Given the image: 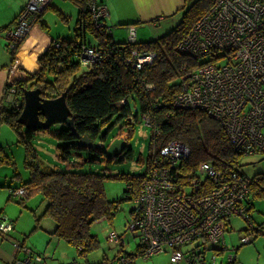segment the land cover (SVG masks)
I'll return each instance as SVG.
<instances>
[{"label":"trees","instance_id":"trees-1","mask_svg":"<svg viewBox=\"0 0 264 264\" xmlns=\"http://www.w3.org/2000/svg\"><path fill=\"white\" fill-rule=\"evenodd\" d=\"M77 2L81 6L76 29L79 30L78 40H62L59 48L50 45L48 52L39 60V72L25 82L14 83L16 95L23 101L22 91L26 89H40L43 98H55L66 92V103L74 117V130L80 137L86 135L94 143L105 142V127L115 123L119 124L117 136L126 141L132 136L138 118L145 124L144 116H147L150 119V140L147 159L143 163L144 171L138 175L83 172L79 170L83 164L81 153H105L100 151V147L79 146L70 131L61 126L49 132L59 141L57 149L62 153L58 156L61 164L57 167L42 166L32 145L37 132H23V127L16 122L20 112L2 102L0 121L14 131L17 143L24 146L23 164L28 178L19 186H24L29 195L37 192L45 200L43 214L55 224L53 234L72 246L77 257L85 258L97 245L95 236L90 233V226L102 219H111L118 203L125 200L132 202L138 196L140 185L154 166L153 161L160 156V150L172 141L182 143L189 150L188 156L170 171L180 186H190L195 182L201 185L202 190L211 187L199 176L198 166L202 162H211L225 177L231 174L248 177L252 184L242 203L248 216V212L254 208V200L264 197V172L248 176L242 159L254 157L259 159L258 162L263 161L264 150L252 146L251 154L239 153L225 135L221 122L209 118L203 111L176 107L173 103L181 94L186 74L195 66H203L206 60L200 62L201 59H207H191L183 52L179 53L177 46L197 21L209 13L215 0H197L186 5L180 23L169 33L156 40H135L133 43L128 42V37L122 43L112 41V28L104 23L105 19L104 26L96 30L84 9V0ZM92 38L97 42H92ZM82 47L100 49L103 53L100 62L89 67L81 66L79 55ZM133 51L152 52L154 60L138 70L129 59ZM130 102H134L138 108L137 114L129 108ZM60 142L69 144L64 146ZM4 156H0V163L4 161ZM7 158L12 163V159ZM115 158L118 162L132 159V151L124 146L121 153L108 159L113 161ZM137 162L142 163L141 160ZM111 179H121L126 183L124 199L108 200L105 197L104 181ZM129 215H134V208ZM260 228L256 226L253 238L254 233L261 231ZM196 243L201 244L199 241ZM245 244L240 243L239 247ZM71 264L78 263L74 261Z\"/></svg>","mask_w":264,"mask_h":264},{"label":"built area","instance_id":"built-area-1","mask_svg":"<svg viewBox=\"0 0 264 264\" xmlns=\"http://www.w3.org/2000/svg\"><path fill=\"white\" fill-rule=\"evenodd\" d=\"M50 1L28 0L15 26L3 30L11 53L26 39ZM84 4L91 24L100 30L105 23L106 9L97 0H84ZM127 37L128 42H135L134 25L127 28ZM53 46L59 48L60 41H54ZM82 48L81 66L100 62L103 55L100 49ZM177 48L191 59H207L203 66H195L186 74L174 105L203 111L209 118L221 122L225 135L239 153L251 154L252 146L264 150V0H215L209 13L197 21ZM154 57L152 52L133 51L129 59L140 70L151 64ZM13 70L11 67L10 71ZM2 100L16 112L21 110V100L13 84L5 86ZM144 119L149 125V117ZM188 154V148L182 143H168L153 161L154 166L140 185L138 196L132 200L134 215L130 216L126 230L138 234V248L144 259L169 252L171 263L185 259L189 264H206L207 260L214 264L218 253L225 251L223 233L231 218L238 216L246 220L242 203L252 181L237 174L225 177L211 162H202L198 166L199 176L211 187L202 190L195 182L180 186L170 171ZM159 161L165 162L157 164ZM10 197L23 200L28 197V191L19 186L10 190ZM12 229V222L0 217V236L6 237ZM119 238L109 233L107 240L116 243ZM197 241L201 244L193 247L188 256L180 251L181 246ZM249 241V237L240 239L243 244ZM12 247L25 255L11 264H43L40 255H32L19 243L12 242ZM234 259L229 258L226 264H232ZM116 264H131V261L120 253Z\"/></svg>","mask_w":264,"mask_h":264},{"label":"rangeland","instance_id":"rangeland-1","mask_svg":"<svg viewBox=\"0 0 264 264\" xmlns=\"http://www.w3.org/2000/svg\"><path fill=\"white\" fill-rule=\"evenodd\" d=\"M118 1L120 0H111V2H108V11L112 8V5H114L116 8H119ZM133 1L136 3V5L140 3V0H132V3ZM147 1L150 7L162 8L164 10L168 9L166 0ZM178 1L180 3L182 2V0ZM196 1L197 0H185L184 4L189 6V4ZM53 4L55 7H49L45 9L44 19L46 22V29L50 31L52 38H60L65 41H75L76 39H78L76 34V20L78 17V12L81 8L80 4L75 0H55V3L53 2ZM104 8L106 9L105 6ZM185 11L186 10L184 9L179 10L177 14H174L175 16L170 19H168L169 17L163 18V16H158V18L165 20L158 25L157 29L152 25L158 22L156 20H152L153 23L150 24H139L138 26H136L137 40L142 42L151 41L156 40L163 35H166L173 29L172 26L168 28L172 23H174V27L180 23L182 15L185 13ZM60 13H62L63 16H60ZM112 34L114 37L113 41L117 43L127 41V30L122 27H116V29H113ZM54 41L59 40H53L52 42H49V40H42L35 44L25 45L23 50L26 51V54L21 56L18 52L20 50L19 47L15 51L16 53L13 56V67L17 72L21 74L22 78L20 80L11 82V84L14 85V83L17 81L25 82L30 78L31 75L36 73L35 71L40 69V58L48 52V50L50 49V45H52ZM91 41H94V38H92ZM28 54H30L29 57ZM20 59H25L29 65H31L36 60V62L39 64V68L37 67L32 68V70H28L27 68L21 66ZM205 60L206 59L203 58L200 60V62H204ZM89 66H91V64L88 65V67ZM121 101L124 102V100ZM118 127L119 124L116 123L113 126H109L108 124L104 129L105 134L103 136H105V142H97L98 144H100V151L104 152L105 154H90L85 152L80 154V157L83 160V164L79 170L83 172L96 171L97 173H107L110 175H138L144 171L143 163H145L148 155L150 128L148 127V125L146 126L143 122H141L140 118H138V122L134 125L132 136L126 139V141H123L124 139L117 136ZM56 128L58 127L52 126L46 132H37V134L33 138L32 145L37 152L38 159L41 161L42 166L57 167L59 164H61L58 156L62 153H60L57 149V144L59 141L49 133ZM1 135L8 136V147H6L7 150L4 151V155L6 157H10L13 160L12 165H9V175L10 177H12L14 173H19V177L14 178L15 184L19 185L22 182L26 181L28 178V173L26 172L23 164L25 154L24 146L21 143H17V135H15V133L9 126L7 132L4 129L1 130ZM60 143L64 146L69 144L68 142ZM124 146L132 151V159H127L124 162H118L117 158H115L113 161L108 159L113 158L117 154L121 153ZM89 159H93L95 160V162H90ZM137 160H141L142 163H138ZM258 160V158L254 157H245V159H242L243 163L245 164V174H247L248 176H252L254 174L264 172V160L259 162ZM126 187V183L121 179L105 180L104 195L108 200H122L125 197L124 191ZM6 203L9 204V207L7 210H5L3 207V211L4 213L8 212L11 217V219L7 218L6 220L12 222L15 230H18L19 228L20 232L26 230L28 239L37 238L35 249H32L33 253H39L40 256L44 255V257L47 258L46 261H49L52 264H54V262L51 261L48 253L53 252L55 254V257H59L68 254L69 249H72L75 254L74 248L68 245L62 239L44 233L45 230H43V226H41V230L43 231H34L37 228L38 221H41L42 224L48 228L51 227V224L53 223L52 220L44 216L43 213L45 210L46 202L37 192H32L30 193V195L28 193V197L20 201V204L12 201H8ZM252 206L254 208H252L248 212V221L238 216H234L231 218L229 231L223 233V240L225 241V247L227 250H225L217 257L214 264H219L218 261L220 260L223 261V264H226L229 258L232 257L235 258L234 264H264V197L255 199L252 203ZM134 207L135 205L131 201H122L117 204V210L111 219H105L93 223L90 226V233L95 236L97 240L96 248L87 254L89 255L86 258L87 260L84 258V256L77 258V263L87 264V261L88 263H102L103 260H101V252L107 255L105 256L107 257V260L105 258L104 261H109L108 263H111L115 255L119 252V249H115L113 246H109L107 244L109 232L115 233L116 236L121 237L116 240V243L112 241V244H115V246H124V252L126 253V255L135 256L137 240L139 243L138 234L126 230L127 221L130 219L128 212ZM34 216L35 218H37L38 216V219H34ZM53 225L55 226V224ZM256 226H261V231L258 234L254 233L255 236L252 239L251 243L239 247L240 237H252V233L255 232ZM40 233H43L46 236H42ZM132 235L137 236V240L132 238ZM196 245L197 243L188 246V248H184L182 250L183 253H185L187 250H191ZM11 250H14L13 247L11 248ZM190 253L191 251L185 253V256H188ZM163 255V252H161L157 255H154L155 257H149V260L145 261L142 258H136L134 259V261L135 264H147L151 262L152 259L159 258ZM207 256L209 259L210 254L207 253Z\"/></svg>","mask_w":264,"mask_h":264},{"label":"crops","instance_id":"crops-1","mask_svg":"<svg viewBox=\"0 0 264 264\" xmlns=\"http://www.w3.org/2000/svg\"><path fill=\"white\" fill-rule=\"evenodd\" d=\"M27 1L28 0H0V113H1V108H2V102H3L2 99H3V92L5 90V86L7 84L15 81V80H20L22 78L21 74L19 72H17L15 69L13 71H10V68L13 67V59H14L13 56L15 55L16 52L11 53L9 51L8 40L4 37L3 30L4 29H10V28H13L15 26L16 19H17L18 15L20 14V12L23 10ZM75 1L77 2V0H75ZM97 1L106 7L107 15L105 17V24L112 28V32H113V29H116V27H122L125 30H127V27H128L127 25H130V24L132 25V23H136L134 25L135 27L138 26L139 24H142V23H147V24L149 23L150 24L151 21L158 16H163V18L169 17L168 19H170V18H173L175 16L174 14H177V12L179 10H183L186 8V5L184 4L185 0L184 1L182 0L181 3L178 0H166V5L168 7L167 10H164L162 8L150 7L147 0H140V3H138L137 5L134 1L132 3V0H120V1H118L119 2V8H116L114 5H112V8L108 11L107 3L111 2V0H97ZM53 2L55 3V0H51L49 5L46 8L55 7ZM77 3H79V2H77ZM44 13H45V11L41 14L37 24L30 30L26 39L20 44V46H19L20 50L18 51L20 53V56L26 54V51L23 50L25 45L35 44V43H38L39 41H42V40H49V42H52L53 40H59V41L63 40L60 38L56 39V38L51 37L50 31L48 29H46L47 27H46V22L44 19ZM60 16H63V14L60 13ZM164 20H162L161 22H164ZM84 22H85V20H84ZM159 24L157 23L156 25H153V24L152 25L157 29ZM77 25H78V17L76 20V29L78 28ZM171 26H172V28H174V23H172L168 28H170ZM136 32H137V30H136ZM77 33H78V31L76 30V34ZM85 39H86V37H85ZM76 40H78V39H76ZM92 42L96 43L97 40H94ZM139 42H142V41H139ZM29 56H30V54H28V57ZM20 64H21V66H23L24 68H27L28 70H32V68H37V67L39 68V64L36 62V60L31 65H29L25 59H20ZM39 70H37V71L39 72ZM37 71H35V72L37 73ZM2 129L6 130V132H7L8 131V125L6 123H3L0 121V156L1 157L4 155V151L7 150L6 147H8V136L7 135H4V136L1 135ZM9 165L11 166L12 163L10 162V160L7 157L4 156V161L2 163H0V217H4L5 219H7V218L11 219L9 213L8 212L4 213V211H3V207L5 210H7L9 207V204L6 202L12 201V202L17 203L19 201V200L14 201L10 197V190L14 189L16 187H19L20 184L16 185L14 182V178L19 177V173L16 172L12 175V177H10ZM129 213H130V211L128 212V214ZM129 217H130V215H129ZM34 219H38V216H37V218H35V216H34ZM103 220H105V219H103ZM127 223H128V221H127ZM41 226L46 228V229L43 228V230H45L44 233H47L50 236H55L53 234V232L55 230V226L53 225V223L51 224V227L48 228L45 225H43L41 221H38L37 228L34 231L39 232V230H41ZM43 230H41V231H43ZM109 233H111V232H109ZM40 234L42 236H46L43 233H40ZM131 237L137 240V236L132 235ZM36 239L37 238L28 239V235H26V230L20 232V228L18 230H15L14 226H13V230L11 232H9V234L6 237L2 238L0 236V264H11L14 261V259H20V258L24 257L25 254L23 252L15 253L14 250H11V248H12L11 243L12 242L19 243L20 245H22L23 248L29 250L32 255L33 254L34 255H40L39 253L35 254L32 252V249H35V246H36ZM107 244L109 246H113L115 249H119V252L115 255V257L111 263H108L109 261H104L105 258L107 260V257H105L107 255H105V253L101 252V256H102L101 260H103V261H102V263L99 262V264H116V258L118 257V255H120V253L125 254V256L130 259L131 264H135L134 259L142 258L138 254L139 252H141L140 249L138 248L139 247L138 240H137V248L135 251V256L126 255V253L124 252V250H125L124 246H115V244H112L109 240L107 241ZM191 245L192 244L181 246L180 251L183 253L182 250L184 248H188V246H191ZM10 246H11V248H10ZM222 247H224V249L227 250L225 247V241L223 242ZM138 249H139V252L137 251ZM109 250H110V247H109ZM189 251L190 250H187L185 253H187ZM185 253H183V254H185ZM163 254H164L163 256H161L159 258H154L151 260V262H149L147 264H189L188 261L185 259L178 261L176 263H171L170 258L168 256L169 252H165ZM48 255L50 256V259H51V261L54 262V264H71L74 261L77 262V258H79L74 254L72 249H69L68 254H65V255H62L59 257L58 256L55 257V254L53 252L48 253ZM88 256L89 255H87L85 257V259ZM41 257L43 259V264H52L51 262L46 261L47 258L44 257V255H41ZM153 257H155V256L153 255ZM150 258H145V259L142 258V259L146 261V260H149ZM218 262L220 264L223 261L220 260ZM87 264H97V263H88V261H87ZM206 264H210L209 260L206 261Z\"/></svg>","mask_w":264,"mask_h":264},{"label":"water","instance_id":"water-1","mask_svg":"<svg viewBox=\"0 0 264 264\" xmlns=\"http://www.w3.org/2000/svg\"><path fill=\"white\" fill-rule=\"evenodd\" d=\"M22 94L23 101L21 100V110L16 122L25 132H45L52 126H64L77 139L79 146L100 147V144L91 142L86 135L80 137L74 130V117L66 103V92L55 98H43L42 91L38 88L23 90ZM128 106L137 114L138 108L134 102H130ZM14 252L17 253L15 250Z\"/></svg>","mask_w":264,"mask_h":264},{"label":"bare ground","instance_id":"bare-ground-1","mask_svg":"<svg viewBox=\"0 0 264 264\" xmlns=\"http://www.w3.org/2000/svg\"><path fill=\"white\" fill-rule=\"evenodd\" d=\"M153 20H156V21H158V22H156L155 24H159L161 21H162V19H160V18H158V17H156V18H154ZM129 27V26H128ZM127 27V28H128ZM136 41H137V38H136ZM17 188V187H16ZM20 201H22V200H20ZM260 229H262V228H260ZM13 230V229H12ZM244 237V236H243ZM243 237H241V238H243ZM249 237V236H248ZM250 238V240H252L253 239V237H249Z\"/></svg>","mask_w":264,"mask_h":264},{"label":"clouds","instance_id":"clouds-1","mask_svg":"<svg viewBox=\"0 0 264 264\" xmlns=\"http://www.w3.org/2000/svg\"><path fill=\"white\" fill-rule=\"evenodd\" d=\"M103 220V219H102Z\"/></svg>","mask_w":264,"mask_h":264}]
</instances>
